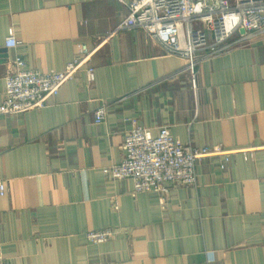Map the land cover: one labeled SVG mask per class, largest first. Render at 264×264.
Instances as JSON below:
<instances>
[{
  "label": "crops",
  "instance_id": "obj_1",
  "mask_svg": "<svg viewBox=\"0 0 264 264\" xmlns=\"http://www.w3.org/2000/svg\"><path fill=\"white\" fill-rule=\"evenodd\" d=\"M127 3L0 0V102L16 54L49 72L81 43L92 51L45 106L0 115L6 264H264V34L203 61L194 88L182 57L163 54L140 29L116 30ZM9 35L17 47H5ZM135 126L152 135L167 126L176 143L229 160L223 168L222 155L199 160L195 187L134 193L131 179L108 168ZM105 228L115 231L107 241L86 239Z\"/></svg>",
  "mask_w": 264,
  "mask_h": 264
},
{
  "label": "built area",
  "instance_id": "obj_2",
  "mask_svg": "<svg viewBox=\"0 0 264 264\" xmlns=\"http://www.w3.org/2000/svg\"><path fill=\"white\" fill-rule=\"evenodd\" d=\"M126 6L127 15L116 30L140 29L160 46L163 54L182 57L183 70L188 72L194 88L203 61L245 46L264 34V0H128ZM19 44L15 35L5 39L6 48ZM91 54L87 45L81 43L62 70L49 72L29 68L21 54L8 59L0 115L45 106L65 82L75 77ZM85 72L88 83H92L93 68L88 66ZM106 111L105 105H99L93 112L94 121L103 122ZM122 153L121 161L108 168L109 176L131 179L134 193L160 194L167 192V183L195 187L197 163L202 158L222 155L220 167L223 168L230 155L217 148L176 143L167 126L159 127L155 135L142 126L127 130ZM3 193L4 184L0 181V195ZM114 234V230L105 228L89 231L85 236L90 243L97 244ZM0 264H6L1 244Z\"/></svg>",
  "mask_w": 264,
  "mask_h": 264
}]
</instances>
